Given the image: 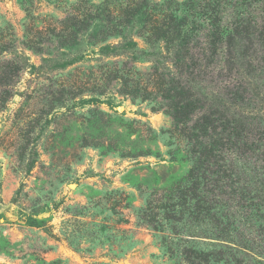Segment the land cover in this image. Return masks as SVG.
Masks as SVG:
<instances>
[{"label": "rangeland", "instance_id": "374dc122", "mask_svg": "<svg viewBox=\"0 0 264 264\" xmlns=\"http://www.w3.org/2000/svg\"><path fill=\"white\" fill-rule=\"evenodd\" d=\"M212 4L0 0V264H264V148L224 154L250 209L197 177L188 140L216 98L264 145V42L236 31L231 68L213 59ZM218 4L224 42L237 19L261 32L264 2Z\"/></svg>", "mask_w": 264, "mask_h": 264}, {"label": "trees", "instance_id": "16d2710c", "mask_svg": "<svg viewBox=\"0 0 264 264\" xmlns=\"http://www.w3.org/2000/svg\"><path fill=\"white\" fill-rule=\"evenodd\" d=\"M258 2H264V0H258ZM220 0H213V4L208 8V11L203 12L204 18H206V21H209L212 19V25L217 24V26H212L215 29V35L218 36V39H212L211 43L209 44L211 49V53H207L210 56L215 58V55L221 58H224L227 61V65L229 64V68H231V58L229 57V51L228 53L225 51L226 45L230 44L231 42H234V33L237 31V33L242 34L240 38L241 41H247V39L255 38L257 37V41L262 44L264 42V26L261 28V32L259 29H257V26L250 22H243L242 20H235V22L232 24L234 25V28L232 30V35L230 39H228L227 42H224V38L220 37L219 32V26L218 23L220 22V18L217 21V16H214V14L217 12V5H219ZM207 10V9H206ZM178 18H174L173 22L177 23V27H175V34L179 35L181 38H183L184 41H180V44L178 47L180 49L187 48V52L192 50L191 47V40L190 37H192L193 30H189L188 32L184 31L183 25L185 23V19L181 20L180 23H178ZM183 35V36H182ZM212 37V36H211ZM239 37V36H238ZM231 40V42H230ZM177 41V40H176ZM183 42V43H182ZM217 42H219L217 44ZM208 44V42H207ZM252 45L253 42H250ZM242 52L246 49V47H242ZM252 48H248L247 51H250ZM177 55L180 56L181 50H177ZM227 71V66H224ZM264 68V67H263ZM190 99V97H189ZM194 99V98H193ZM188 101V100H187ZM216 104H218L216 106ZM235 104V103H233ZM189 110L187 111V114L190 115V113H193L194 106L193 103H189ZM193 109V110H192ZM243 110H245L243 108ZM242 111V110H241ZM195 112V111H194ZM252 112V116L256 113V110L250 111ZM231 109L227 107V104L225 105L224 101H221L214 98L212 100L211 106L207 113H204L201 118L196 122V124L192 127H188L189 129V136L188 140L193 141V151L194 159L196 161V164L198 167L195 169L197 177L199 179L204 180L208 185H210L212 188H226L228 192H231V194H235L237 197H239V205L243 208H250L253 209L255 206V202L260 198L261 191L259 190H251L248 186V183H243V179H241L236 171L235 164H231L230 166L226 165L227 162V156L224 154L226 151L232 149L233 151L235 149L240 150L244 146H250L249 141H252L254 144H259L260 148H264L263 140L259 138V136H255V140H250L248 133H243L242 127L243 124H247V118H244L243 116L236 118L234 116H230ZM246 115L249 116L248 112H243ZM188 115L185 118H182L181 116L177 115L174 116L176 121H179L182 119H188ZM231 117V119H230ZM259 117V116H258ZM254 120V119H253ZM181 121V120H180ZM251 143V149L256 151V146ZM251 151V150H250ZM206 157L212 159V162L210 164V167L207 166V169H204L203 163L206 160ZM209 159V160H210ZM264 162V161H263ZM203 163V167L200 166ZM207 163H209L207 161ZM215 163L217 168L215 170L211 169V166ZM250 189V191L248 190ZM196 190V188H195ZM212 193L215 192L214 190H211ZM210 191H207V195L211 193ZM214 202L219 204L218 199H216V196L214 194ZM201 202L203 200L196 201L198 204L195 206V210H203V208L200 206ZM211 201H208L207 203H210ZM225 203V202H224ZM211 206V205H210ZM212 210V209H211ZM197 212H193L195 215ZM189 251V250H188Z\"/></svg>", "mask_w": 264, "mask_h": 264}]
</instances>
